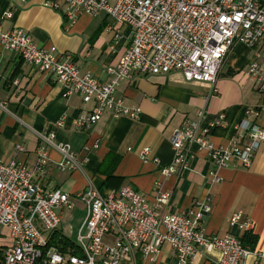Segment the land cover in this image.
Wrapping results in <instances>:
<instances>
[{
	"label": "built area",
	"instance_id": "obj_1",
	"mask_svg": "<svg viewBox=\"0 0 264 264\" xmlns=\"http://www.w3.org/2000/svg\"><path fill=\"white\" fill-rule=\"evenodd\" d=\"M45 4L61 6L67 24L83 12L104 13L130 32L127 48L115 64L106 68L109 78L100 80L81 72L72 56L48 52L21 28H0V43L6 51L18 54L30 68L54 75L66 94L76 93L84 103L94 104L91 112L76 117V126L88 127L104 112L114 118L137 117L136 108L125 106L115 97L120 82L137 77L176 71L186 81L211 84L212 94H217L215 82L234 43L252 50L245 71L264 100V0H58ZM204 117L205 111L200 110L195 120L172 134L169 141L173 156L160 167L162 176L189 168L192 145L205 149L208 160L217 168L228 166L234 159L250 166L256 143H264V128L256 124L238 127L231 145L216 146L209 139V128L222 126L224 115L206 124ZM245 136L250 138L249 143L241 141ZM53 138L54 132L41 136L34 168L0 159V264H138L139 257L154 260L163 245L174 251L178 264H192L199 253L216 264H244L247 257L252 258V264H264V253L244 245L240 238L206 233L201 222L212 211L209 200L193 204L184 212L164 213L159 209L168 203L170 192L158 191L150 202L129 184L102 193L88 182L75 194L85 208L73 241L77 253L61 252L49 244V239L55 231L62 233L64 211L73 209L74 204L68 193L44 186L48 150L55 146ZM98 146L96 140L83 149L89 152ZM15 147L23 149L20 144ZM55 147L62 155L58 169L79 166L68 144ZM150 151L149 146L141 149L142 161L148 159ZM153 160L159 163L157 158ZM212 175L217 179L216 173ZM240 219L241 215L234 213L230 224Z\"/></svg>",
	"mask_w": 264,
	"mask_h": 264
},
{
	"label": "crops",
	"instance_id": "obj_2",
	"mask_svg": "<svg viewBox=\"0 0 264 264\" xmlns=\"http://www.w3.org/2000/svg\"><path fill=\"white\" fill-rule=\"evenodd\" d=\"M56 1L0 0L1 30L21 28L48 52L72 56L81 72L107 80L106 68L119 60L130 42L129 30L113 23L104 13L83 12L67 24L61 6L45 4ZM251 58L252 50L245 44H232L215 82L217 94H212L211 84L186 81L176 71L120 82L115 97L125 106L136 108L137 117L114 118L104 112L100 119L84 127L76 126L75 119L91 112L94 104L84 103L76 93L66 94V88L54 75L30 68L18 54L6 51L0 43V159L16 160L34 168L41 136L54 132V145L68 144L76 153L79 166L74 170L58 169L61 152L50 146L44 186L68 193L74 209L84 208L75 194L88 182L97 189L102 186L104 175L96 170L104 156L117 153L119 160L114 168L117 179L105 191L115 192L118 186L129 184L150 202L158 191L170 192L168 203L159 209L164 213L184 212L193 204L209 200L212 211L201 222L207 234L242 238L248 230L256 236L253 250L264 253L263 142L256 143L248 167L234 159L228 166L217 168L208 160L205 149L192 145L189 168L168 177L159 172L173 156L169 141L172 134L195 120L200 110L205 111V124L224 115L222 126L213 127L208 135L216 146L231 145L238 127L256 124L264 128V100L245 71ZM96 140L99 142L96 149L89 152L83 149L85 144ZM241 141L249 143L250 138L245 136ZM17 144L23 149H16ZM145 146L151 151L148 159L142 161L139 153ZM211 172L216 173L217 179ZM234 213H239L241 219L231 225ZM252 261L247 257L244 264ZM137 263L178 264L168 245L161 247L154 260L139 257ZM192 264H216V261L199 253Z\"/></svg>",
	"mask_w": 264,
	"mask_h": 264
},
{
	"label": "trees",
	"instance_id": "obj_3",
	"mask_svg": "<svg viewBox=\"0 0 264 264\" xmlns=\"http://www.w3.org/2000/svg\"><path fill=\"white\" fill-rule=\"evenodd\" d=\"M215 127V126H214ZM213 130V127L209 128V134ZM105 158L102 160L100 167L98 168L99 173L104 175V180L101 187H99L100 192H104L106 189L111 188L117 176L114 174L115 165L118 163L119 155L117 153H108ZM117 187V186H116ZM119 188V186L117 187ZM115 188V189H117ZM241 242L244 245H247L254 248V244L256 242V236L251 231H245L242 238H240ZM49 244L56 245L61 252H72L77 253L76 246L72 239H69L66 235L61 232H54L53 235L49 239Z\"/></svg>",
	"mask_w": 264,
	"mask_h": 264
},
{
	"label": "rangeland",
	"instance_id": "obj_4",
	"mask_svg": "<svg viewBox=\"0 0 264 264\" xmlns=\"http://www.w3.org/2000/svg\"><path fill=\"white\" fill-rule=\"evenodd\" d=\"M84 209L85 208L77 206V208H74L73 210L64 211L60 229L64 235L73 241L76 238L78 224H80L83 219Z\"/></svg>",
	"mask_w": 264,
	"mask_h": 264
}]
</instances>
